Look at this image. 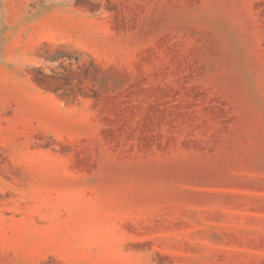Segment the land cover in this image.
<instances>
[{
  "label": "rangeland",
  "instance_id": "obj_1",
  "mask_svg": "<svg viewBox=\"0 0 264 264\" xmlns=\"http://www.w3.org/2000/svg\"><path fill=\"white\" fill-rule=\"evenodd\" d=\"M0 264H264V0H0Z\"/></svg>",
  "mask_w": 264,
  "mask_h": 264
}]
</instances>
